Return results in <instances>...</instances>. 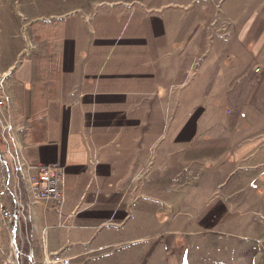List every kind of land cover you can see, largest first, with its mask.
<instances>
[{
    "label": "crops",
    "instance_id": "crops-1",
    "mask_svg": "<svg viewBox=\"0 0 264 264\" xmlns=\"http://www.w3.org/2000/svg\"><path fill=\"white\" fill-rule=\"evenodd\" d=\"M0 22L20 39L0 69L22 154L64 175L59 212L21 178L29 252L84 264L152 246L156 201L170 206L202 170L226 198L256 182L264 198V0H0ZM0 233L8 244L1 218Z\"/></svg>",
    "mask_w": 264,
    "mask_h": 264
},
{
    "label": "rangeland",
    "instance_id": "rangeland-1",
    "mask_svg": "<svg viewBox=\"0 0 264 264\" xmlns=\"http://www.w3.org/2000/svg\"><path fill=\"white\" fill-rule=\"evenodd\" d=\"M19 41L7 40L0 33V59L5 49ZM2 175L0 170V178ZM209 176L203 170L192 176L184 191L166 199L170 206L156 201L161 214L154 245L129 243L121 249L112 248L106 256L86 259L84 264H264V198L256 193L260 182L252 184L247 198L243 197L246 192L226 198L224 188L207 180ZM23 185L20 179L19 187ZM220 201L226 208L215 214ZM19 234L15 237L18 256L21 264H28L29 245L21 242ZM0 241L4 245L0 246L2 264L1 259L12 249L2 233Z\"/></svg>",
    "mask_w": 264,
    "mask_h": 264
},
{
    "label": "built area",
    "instance_id": "built-area-1",
    "mask_svg": "<svg viewBox=\"0 0 264 264\" xmlns=\"http://www.w3.org/2000/svg\"><path fill=\"white\" fill-rule=\"evenodd\" d=\"M260 69V67L257 68V70ZM8 75V71L0 69V155L5 156L7 161L1 165L3 175L0 178V198L9 196L15 204L14 208L6 209L0 203V218L9 236L12 249L1 259V263L21 264L18 256L20 251L18 248L16 250L18 246L15 238L19 230V218L24 216V206L18 201L19 181L22 177L28 176L34 198L45 204H51L59 212L64 200V175L62 168L56 163L35 167L24 158L19 136L26 126L13 123L9 117L8 111L11 107L12 96L6 86ZM8 163L16 173L15 184L12 188L8 183L10 179ZM31 170L35 171L33 175H29ZM43 252L44 256L41 261L35 260L31 252L26 254L28 264H76L72 261V256L62 254L61 251L47 252L43 248Z\"/></svg>",
    "mask_w": 264,
    "mask_h": 264
},
{
    "label": "trees",
    "instance_id": "trees-1",
    "mask_svg": "<svg viewBox=\"0 0 264 264\" xmlns=\"http://www.w3.org/2000/svg\"><path fill=\"white\" fill-rule=\"evenodd\" d=\"M32 254L36 257V259H39V260L42 259L43 257L41 250L38 246H34Z\"/></svg>",
    "mask_w": 264,
    "mask_h": 264
},
{
    "label": "water",
    "instance_id": "water-1",
    "mask_svg": "<svg viewBox=\"0 0 264 264\" xmlns=\"http://www.w3.org/2000/svg\"><path fill=\"white\" fill-rule=\"evenodd\" d=\"M13 242L15 243V240L13 239ZM16 247V246H15ZM16 250H17V247H16Z\"/></svg>",
    "mask_w": 264,
    "mask_h": 264
},
{
    "label": "bare ground",
    "instance_id": "bare-ground-1",
    "mask_svg": "<svg viewBox=\"0 0 264 264\" xmlns=\"http://www.w3.org/2000/svg\"><path fill=\"white\" fill-rule=\"evenodd\" d=\"M18 248V247H17Z\"/></svg>",
    "mask_w": 264,
    "mask_h": 264
}]
</instances>
